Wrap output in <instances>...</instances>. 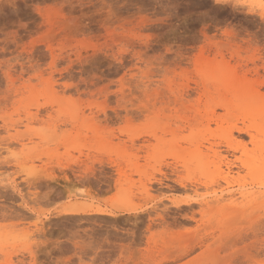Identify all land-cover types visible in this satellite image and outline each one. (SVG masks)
<instances>
[{"label": "rangeland", "instance_id": "1", "mask_svg": "<svg viewBox=\"0 0 264 264\" xmlns=\"http://www.w3.org/2000/svg\"><path fill=\"white\" fill-rule=\"evenodd\" d=\"M263 65L264 0H0V264H264Z\"/></svg>", "mask_w": 264, "mask_h": 264}, {"label": "bare ground", "instance_id": "2", "mask_svg": "<svg viewBox=\"0 0 264 264\" xmlns=\"http://www.w3.org/2000/svg\"><path fill=\"white\" fill-rule=\"evenodd\" d=\"M218 45H220V44H218ZM221 48H222V46H221ZM226 51H228V50H226ZM263 68H264V65H263ZM259 70L260 69H256L254 72L259 74ZM228 84H229L228 81L223 82V85H220L221 87L218 88V91L229 90ZM233 91L237 92L240 95V98H242V100L245 102L246 106H254V105H259V106H262V107L264 106V95H262L263 93L261 94L260 91L257 90V88H253V86H251L249 83L241 84L239 86H234L233 87ZM221 106L223 108H225V109L229 108L228 105H226V104L225 105H221ZM250 129H251L250 127L239 128V127L233 126L230 129V136L232 137V134H233L234 131H237L238 133L250 134ZM227 146H228L229 149L234 148V145L232 143H230V142L227 143ZM228 169H229V172L227 173V177L224 178V180L226 182H229V179H230L229 177H230V174L232 172L231 167H228ZM241 193H243V192H241ZM189 203H190L189 201H186L185 204L189 205Z\"/></svg>", "mask_w": 264, "mask_h": 264}]
</instances>
